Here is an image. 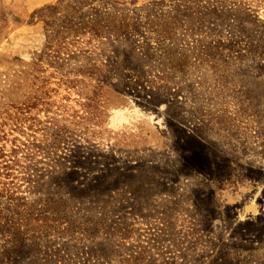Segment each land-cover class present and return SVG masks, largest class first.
<instances>
[{
  "label": "rangeland",
  "instance_id": "obj_1",
  "mask_svg": "<svg viewBox=\"0 0 264 264\" xmlns=\"http://www.w3.org/2000/svg\"><path fill=\"white\" fill-rule=\"evenodd\" d=\"M0 264H264V0H0Z\"/></svg>",
  "mask_w": 264,
  "mask_h": 264
}]
</instances>
